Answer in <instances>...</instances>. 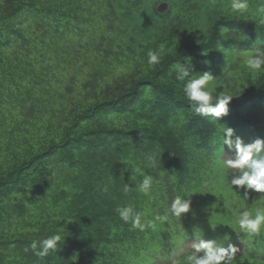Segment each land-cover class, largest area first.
Wrapping results in <instances>:
<instances>
[{"label": "trees", "instance_id": "1", "mask_svg": "<svg viewBox=\"0 0 264 264\" xmlns=\"http://www.w3.org/2000/svg\"><path fill=\"white\" fill-rule=\"evenodd\" d=\"M223 2L0 0L2 119L15 118L0 157V264H147L180 233L198 235L193 222L209 214L205 179L222 177L214 163L228 147L224 129L233 141L264 139V71L243 62L264 49V0H248L243 15ZM161 45V63L148 70V51ZM186 60L193 78H216L214 95L233 96L228 115L194 113L175 79ZM30 87L34 100L19 99ZM40 89L49 104L35 96ZM145 173L157 178L153 198L126 194ZM173 195L191 200L189 213L154 230H134L116 212L131 204L151 218ZM249 203L264 204V194L250 191ZM55 233L58 250L35 256L31 242ZM260 247L263 256L264 240Z\"/></svg>", "mask_w": 264, "mask_h": 264}, {"label": "clouds", "instance_id": "2", "mask_svg": "<svg viewBox=\"0 0 264 264\" xmlns=\"http://www.w3.org/2000/svg\"><path fill=\"white\" fill-rule=\"evenodd\" d=\"M248 0H232L231 11L243 15L248 10ZM264 11V7L261 8ZM264 23V20L261 21ZM164 45L157 50H149L147 53V68L153 69L159 65L164 53ZM244 64L253 72L264 71V49L256 47L246 58ZM193 67L190 60L177 62L175 79L183 85V92L189 105L198 116L208 117L216 121L217 118L228 115V105L233 96L217 91L213 94L212 82L216 79L208 72H204L193 78ZM234 130L226 127L222 133V147L227 145L229 149L235 148V158L222 160L223 167L228 170L227 182L232 191L239 197L238 193L243 191V199H249V192L264 194V139L257 138L252 143L245 145L239 137L233 141ZM155 164V158L149 157ZM157 178L149 173L142 176L141 181L135 187L124 185V192L130 190L139 192L149 199L153 198V186ZM235 189V190H234ZM168 200L167 210L164 214L155 213L148 218L144 211L137 210L133 205H123L116 208L119 219L129 224L132 229L145 232L155 229L157 221L168 222L169 217L180 219L183 214L189 213L191 200L186 196L173 195ZM257 199V198H256ZM224 206V205H223ZM236 225L241 233L247 237H258L264 234V207H256L254 214L248 210L237 213ZM62 237L59 233L51 236L33 240L30 248L35 256L44 258L50 252H56ZM225 240L228 239L226 236ZM238 249L228 244L224 247L214 239L200 238L191 243V251L182 257L179 264H236Z\"/></svg>", "mask_w": 264, "mask_h": 264}, {"label": "rangeland", "instance_id": "3", "mask_svg": "<svg viewBox=\"0 0 264 264\" xmlns=\"http://www.w3.org/2000/svg\"><path fill=\"white\" fill-rule=\"evenodd\" d=\"M231 2L232 0H225L222 4L229 5ZM52 61L58 70L65 65V61L62 59H53ZM42 91L45 93L44 90L40 89L39 93L36 94L35 92V96L41 98L39 100H41L42 105L49 104V97L46 93L43 94ZM19 95L20 96L17 95L19 99H26L29 101L28 103L34 100V90L31 87L26 89V93L24 95H22L21 92ZM4 101H6V99L0 96V150L2 149L0 157L6 148L4 140L9 136L6 126H13L15 122V118L7 116L6 118H3L6 119V125L4 124L2 119L3 113H5L3 110L5 106L2 105ZM15 105L16 103L14 101H11L9 104V106ZM259 136V133L256 134V137ZM240 139L245 145L251 143L248 137L241 136ZM235 155L236 152L234 146L232 149L226 147L218 150L214 166L222 177L226 176L228 172V170L223 167L222 160L226 158H235ZM222 177L218 176L216 173H211L210 176L205 179L204 186L202 187V194L206 198L204 205L208 209L209 214L197 216L193 222L194 230L195 232H198V235H191L190 232L180 233V237L174 241V245L171 250L169 249L168 251L161 253V259L147 264H174L181 257L187 254V252L191 251V243H193L195 239L199 240L201 237L206 240L215 238L218 243H222L224 247H227L228 244L234 245L238 249V260L236 264H264V255L262 256L263 253L261 254L262 250L260 247L261 240H264V234L258 237H247L239 231L238 226L236 225L238 212L248 210L254 214L255 208L264 207V204L260 203L255 205L249 203V199L247 201L244 200L242 190L238 193L241 197L237 196L232 191L229 184H227V186L225 185ZM196 194L199 195V192H196ZM226 236L228 237L227 240L224 239Z\"/></svg>", "mask_w": 264, "mask_h": 264}, {"label": "water", "instance_id": "4", "mask_svg": "<svg viewBox=\"0 0 264 264\" xmlns=\"http://www.w3.org/2000/svg\"><path fill=\"white\" fill-rule=\"evenodd\" d=\"M168 9H169V4L167 2L160 3L157 7V11L160 14L166 13Z\"/></svg>", "mask_w": 264, "mask_h": 264}]
</instances>
